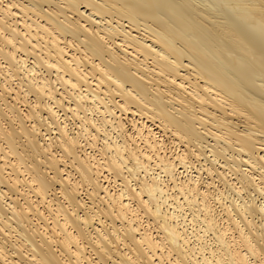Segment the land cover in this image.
Wrapping results in <instances>:
<instances>
[{
    "label": "bare ground",
    "instance_id": "obj_1",
    "mask_svg": "<svg viewBox=\"0 0 264 264\" xmlns=\"http://www.w3.org/2000/svg\"><path fill=\"white\" fill-rule=\"evenodd\" d=\"M0 264H264V3L0 0Z\"/></svg>",
    "mask_w": 264,
    "mask_h": 264
},
{
    "label": "rangeland",
    "instance_id": "obj_2",
    "mask_svg": "<svg viewBox=\"0 0 264 264\" xmlns=\"http://www.w3.org/2000/svg\"><path fill=\"white\" fill-rule=\"evenodd\" d=\"M248 1L250 2V0ZM251 1L256 2L257 0H251ZM261 1L264 3V0H261ZM261 1L258 0V2H261Z\"/></svg>",
    "mask_w": 264,
    "mask_h": 264
}]
</instances>
